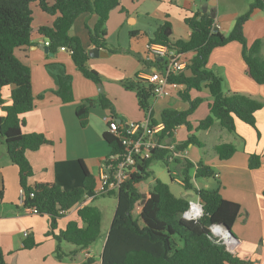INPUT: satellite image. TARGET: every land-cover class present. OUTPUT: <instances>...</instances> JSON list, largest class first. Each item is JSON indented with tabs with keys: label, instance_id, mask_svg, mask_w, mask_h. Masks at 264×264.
I'll return each instance as SVG.
<instances>
[{
	"label": "crops",
	"instance_id": "obj_1",
	"mask_svg": "<svg viewBox=\"0 0 264 264\" xmlns=\"http://www.w3.org/2000/svg\"><path fill=\"white\" fill-rule=\"evenodd\" d=\"M253 2L254 0H246L244 3L235 1L226 6L222 5L221 0H121V7L110 13L106 23L107 48L102 49L108 52V55L90 56L87 63L90 68L102 75V83H96L86 77L76 66L68 49L59 48L56 53H52L50 49L49 52L45 50L44 44L47 45L48 39L40 34L39 28L43 25L52 26L59 13L52 15L44 12L37 2L32 3L31 44L15 50L16 56L30 67L35 105L32 110L24 114L26 124L23 132L43 133L51 143L42 145L38 150L27 151V157L34 169L29 184L56 182L65 189L80 186L84 179L81 162L96 180L98 179L101 164L112 150L104 137V133L108 130V118L112 116L117 122L121 118L122 125L140 122L146 118L147 114L139 105L136 90L127 89L121 81L135 80L137 76L148 71L151 65L147 59L150 40L154 38L155 32L164 20L172 23L173 41L179 38L189 39L192 29L185 19L201 10L205 11V7H208V12L216 13L215 24L219 27V31L227 34L237 17L246 13ZM97 20L98 16L95 13L83 14L77 18L70 30L72 35L81 38L88 52L95 46L90 43L87 25L93 27ZM244 33L249 43L255 40L262 41L264 55L263 9L257 8L252 12L244 24ZM114 34L117 35V42L122 38L123 41L127 40L129 48L138 53L143 61L110 51L114 48L110 39ZM123 34L124 36H121ZM119 47L122 46L119 44ZM187 54L192 58L194 52ZM51 62L64 63L68 73L72 75L74 94L72 102L64 103L54 93L56 83L46 66ZM207 67L222 77L225 93L246 94L262 103V108L255 113L256 126L237 118L236 130L229 131L222 126L219 119H215L211 127L198 129L200 121L210 114L213 101L207 84L202 83L200 88L188 90L192 99H201L189 116L193 128L190 130L187 125H181L174 131L172 139L164 141L178 144L187 140L191 134L197 136L200 144L189 143L180 158L188 159L194 164L204 162L211 166L215 173L213 176L205 177L203 182H197L193 168L191 172L194 185L204 189L218 188L223 197L241 205L240 215L232 226V231L238 239L228 240L232 244L231 250L238 257L250 261L245 264H264V85L257 83L248 74L242 54V44L238 41H231L214 48ZM12 89L11 85L3 88L5 105L11 103ZM185 89V85L178 90L169 87V92L164 96H154L150 100L153 119L160 121L162 112L166 108L188 109L190 101L181 96V91ZM102 95L111 101L113 109L95 104L90 109L88 124L81 126L77 106L87 99H99ZM4 114L5 111L0 106V115ZM222 143L235 146L236 150L229 158L222 159L217 152V147ZM254 154L261 156V165L257 168L250 167V157ZM176 163V169L180 174L181 162L176 161ZM153 177L150 189L156 179H160ZM170 177L185 188L173 173ZM164 182L172 189L169 181ZM139 184H137L138 188ZM21 188L19 168L11 160L6 145L0 141V247L8 264H82L88 258L94 259L93 264H102V253L113 217L105 232H103L102 220L100 246H94L92 243L89 247L79 250L73 257L66 255L59 258L56 254L58 241L49 234L50 216L27 213L21 204ZM149 190L140 189L143 193H148ZM187 191L173 192L179 197L187 198L194 189ZM198 200H200L199 196ZM99 208L102 211L101 207ZM66 214L68 215L65 217ZM64 217L67 219L63 220ZM62 218L58 220L56 232L64 229L70 220L78 219L77 209H71ZM215 233L220 238L218 234L223 235L218 231ZM30 234L38 244L28 249L24 246V242ZM60 246L65 254L77 249L74 245L64 243ZM97 253H100L99 259L96 258Z\"/></svg>",
	"mask_w": 264,
	"mask_h": 264
},
{
	"label": "trees",
	"instance_id": "obj_2",
	"mask_svg": "<svg viewBox=\"0 0 264 264\" xmlns=\"http://www.w3.org/2000/svg\"><path fill=\"white\" fill-rule=\"evenodd\" d=\"M37 2L40 8L56 17L52 26L43 25L39 32L50 42L52 53L59 48L69 50L76 66L84 75L96 83H102V75L88 66L89 52L81 38L72 35L70 30L78 17L83 14H97L98 20L89 29L90 43L96 47L107 48L108 31L106 23L110 13L121 7V0H0V106L5 111L0 115V141L7 147L11 160L19 168L20 185L24 189L25 206H37L40 214H48L51 218L49 234L58 241L56 254L59 258L75 254L89 247L101 235L103 214L94 204H87L77 209L78 219L70 220L64 229L58 228V220L64 216L61 211H70L85 195L94 190L97 180L81 162L84 171L82 185L65 189L56 182H37L29 184L34 175V169L27 157V151L38 150L42 145L51 141L40 132H23L26 124L24 114L34 108L31 70L15 54L18 47L31 44L33 10L32 3ZM264 10L263 0H254L249 10L237 17L232 29L224 34L214 31L215 17L208 11H199L185 19L191 27L189 39H171L172 23L169 20L158 27L151 43L173 45L182 52H194L188 69L179 74L171 75L170 80L185 85L181 96L190 101L186 110L166 108L162 112L161 121L165 127L160 135L162 140L172 139L174 131L181 125H187L191 130L189 116L201 102L200 98L192 99L188 93L191 88H200L206 83L213 97L210 114L200 121L198 129L211 127L215 119L229 131L236 130V119L256 126L255 113L262 108V103L246 94L233 92L225 93L223 79L207 67L211 52L218 46L231 41L242 44V54L247 65L248 74L259 84L264 85V55L262 41L249 43L244 33V24L252 12ZM112 51V50H110ZM47 69L53 76L56 88L54 93L64 103L74 100L73 77L61 62L48 63ZM188 71V72H187ZM124 87L136 90L140 107L150 114L153 124L157 123L152 117L150 100L155 96V85L137 76L135 80H122ZM13 86L11 103L5 105L3 88ZM99 104L104 108H112L111 101L102 95L99 99H87L77 106V115L81 126H86L92 106ZM113 109V108H112ZM104 137L111 146V151L121 149L119 139L109 131ZM189 143L200 144L195 134L178 143L177 148L184 150ZM235 146L222 143L217 152L222 159L229 158L235 152ZM168 148H157L149 159L139 164V170L127 180L118 191L104 195L116 194L118 203L113 216L108 237L102 253V264H245L250 263L233 253V251L216 236L212 230L214 224L232 226L241 212V205L226 199L218 188H197L193 182L191 170L195 168V177L213 176L214 169L199 162L194 164L188 159L173 158ZM154 159L163 160L168 166L171 161H180V177L186 189H194L203 203L204 214L198 219H187L184 212L190 207V200L177 196L170 185L156 179L148 193H143L137 184L153 175L150 165ZM261 165V156L251 155L250 167ZM172 177V176H171ZM137 203L141 204L139 218L134 216ZM69 242L76 250L65 254L60 244ZM38 243L30 234L24 246L28 249ZM94 259L88 258L82 264H93ZM0 264H8L4 251L0 247Z\"/></svg>",
	"mask_w": 264,
	"mask_h": 264
},
{
	"label": "built area",
	"instance_id": "obj_3",
	"mask_svg": "<svg viewBox=\"0 0 264 264\" xmlns=\"http://www.w3.org/2000/svg\"><path fill=\"white\" fill-rule=\"evenodd\" d=\"M49 46V40L46 42ZM61 49H67L61 47ZM69 51V50H68ZM148 61L151 62L150 68L140 77L155 85V97H162L167 94L168 88L179 89L183 84L170 80L171 75H179L188 69L191 58L186 52H182L173 45L165 43H151L148 51ZM153 67V68H152ZM140 122H131L122 125L114 117L108 118V130L120 141L121 149L111 151L101 164L97 184L93 191L85 195L84 200L78 202L74 209H79L89 204L93 199L100 195L116 192L120 187L137 173L139 164L144 159H149L153 151L157 148H168L172 152L173 158L179 157L184 150L177 148L175 143H165L160 135L165 127L163 121L153 124L149 113ZM173 173V172H172ZM175 174V173H173ZM179 182L184 184L181 178ZM21 204L24 210L30 214H40L37 206H25V192L21 188ZM68 211H61L66 213ZM204 214L203 203L201 200L190 201V207L184 212L187 219H198ZM28 235V233H26ZM220 238V237H219ZM221 239V238H220ZM231 243L228 247L231 249Z\"/></svg>",
	"mask_w": 264,
	"mask_h": 264
},
{
	"label": "rangeland",
	"instance_id": "obj_4",
	"mask_svg": "<svg viewBox=\"0 0 264 264\" xmlns=\"http://www.w3.org/2000/svg\"><path fill=\"white\" fill-rule=\"evenodd\" d=\"M221 1H222V5L228 6L232 2L238 1L240 3H242V2L244 3V1H246V0H221ZM121 36H124V34ZM110 39L112 40V42H111L112 44L110 42L109 43L114 46V48H112V52L121 54L123 56H131L132 58H130V59H136L138 61H139V59H142V61H143V58L138 53H135L133 49L129 48V44H128L127 40L123 41L122 40L123 38H122L121 39L122 42L121 41L117 42V35L116 34H114L112 36V38H110ZM119 44L122 47H119ZM128 59H129V57H128ZM134 65H135V63H134ZM135 75H136V73H134V76ZM176 165H177L176 161H171L169 167L172 169L175 168L174 170H172V172L175 173V174H173V176L178 179L181 177H180V174L178 173V171L176 169ZM150 169L153 173V176L160 178L162 181H169L171 183L173 191H175L176 193H180V191H182V193L188 192L187 189H185L183 186H181L178 182H176V181L174 182L171 179L169 171H168V166L166 165V163L163 160L154 159L150 165ZM153 176L151 175V176L147 177L146 179H144L142 182H140L139 188L143 191H148L150 189V183L153 181V178H154ZM204 178L205 177H198V178H196V181L197 182H203L205 180ZM190 194L191 195H189L187 197L188 199L190 198V199H193L194 201L198 200V196L195 193V191H190ZM117 203H118V198H117L116 194L100 195V196H98L92 200V204L101 207V209L103 211V225H104L103 232H105V229L108 228L110 225V221L113 217ZM140 208H141V204L137 203L135 210H134V216L135 217L139 218L138 212L140 211ZM67 215L68 214H66L65 217ZM65 217L62 219L63 220L67 219ZM100 237L94 242V246H100V244H101V242L99 240ZM62 243L74 245V244L66 242V241H64ZM99 257H100V253H97L96 258L99 259Z\"/></svg>",
	"mask_w": 264,
	"mask_h": 264
},
{
	"label": "water",
	"instance_id": "obj_5",
	"mask_svg": "<svg viewBox=\"0 0 264 264\" xmlns=\"http://www.w3.org/2000/svg\"><path fill=\"white\" fill-rule=\"evenodd\" d=\"M205 11H208V7H205ZM212 16H213V17L216 16V13H215L214 11L212 12ZM214 31H215V32L219 31V27H218V26L214 27ZM44 48H45V50H46L47 52H49V49H50V48H49L48 45H45V44H44ZM89 54H90V56H92V57H99V56H107V55H108V52H106L105 50H103V49L100 48V47H96V46H95L94 48L90 49ZM101 88H102V86H101ZM118 122H119L120 124H122V119L119 118V119H118ZM215 226H219V227H221L222 229H224L225 234H224V235L218 234V235L221 236V240H223V242H224L225 244L228 245V239H233V240H235V241L238 239L237 236H236V235L234 234V232L232 231V229H231L230 227L226 226L225 224H219V223H217V224L212 225V230H213L214 234H216L215 231H214V227H215ZM102 259H103V257H102Z\"/></svg>",
	"mask_w": 264,
	"mask_h": 264
},
{
	"label": "bare ground",
	"instance_id": "obj_6",
	"mask_svg": "<svg viewBox=\"0 0 264 264\" xmlns=\"http://www.w3.org/2000/svg\"><path fill=\"white\" fill-rule=\"evenodd\" d=\"M218 231V232H220V233H222L223 235L225 234V231H224V229H222L221 227H219V226H215L214 227V231ZM229 240V239H228ZM229 241H233V239H230ZM235 241V240H234Z\"/></svg>",
	"mask_w": 264,
	"mask_h": 264
}]
</instances>
